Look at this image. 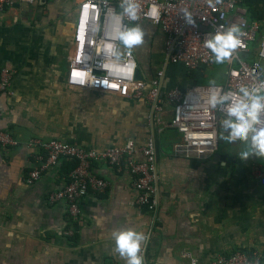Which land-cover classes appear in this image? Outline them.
Masks as SVG:
<instances>
[{"label": "crops", "instance_id": "crops-1", "mask_svg": "<svg viewBox=\"0 0 264 264\" xmlns=\"http://www.w3.org/2000/svg\"><path fill=\"white\" fill-rule=\"evenodd\" d=\"M79 1L36 0L0 11V70L15 72L13 95L0 94V129L19 139V146H0V264H125L110 237L114 229L128 227L150 233L148 264H189L190 256L198 264H213L217 256L239 250L264 252V184L252 174L253 164L264 160L255 155L242 160L243 141L219 140L217 151L204 159L176 155L173 144L181 134L171 126L172 106H165L162 123L152 119L151 103L144 99L68 88ZM241 4L264 31V0ZM138 24L144 39L131 50L149 81L163 66L158 55L164 37L157 27ZM195 84L185 67L169 65L167 88ZM64 114L67 122L60 119ZM153 134L160 204L152 227L151 215L137 204L128 168L117 173L104 163L95 165L110 185L104 194L82 200L74 237L65 234L66 205L47 201L67 182L69 163L48 169L33 185L26 182L37 163V151L26 144L31 138L103 149L130 139L144 144Z\"/></svg>", "mask_w": 264, "mask_h": 264}, {"label": "built area", "instance_id": "built-area-1", "mask_svg": "<svg viewBox=\"0 0 264 264\" xmlns=\"http://www.w3.org/2000/svg\"><path fill=\"white\" fill-rule=\"evenodd\" d=\"M36 0H0V11L20 4L32 5ZM242 0H139L140 15L136 21L127 18L117 20L107 15L112 9L119 11V0H80L75 15L72 51L66 75V85L71 90L92 92L105 96L144 99L151 103V117L163 123L165 106L173 107L171 126L180 134L173 144L176 155L208 158L219 147L220 124L224 119L223 107L210 108L205 103L209 86L192 85L185 88L175 85L167 88L169 65H181L189 72L200 74L212 69L217 63L204 45L212 33L236 26L241 45L226 61L227 73L224 83L218 86L222 93L238 92L240 87H251L264 80V31L258 21H251ZM157 6L155 22L145 13L151 5ZM189 14L191 22L185 18ZM148 23L163 34L164 66L149 81L136 78L139 69L135 53L125 50L118 40H111L110 33L117 24ZM111 41L120 49L119 61L104 50L103 43ZM75 71V74H74ZM15 72L8 68L0 70V94L13 95ZM143 76V75H142ZM85 83L81 84V81ZM93 81V82H89ZM147 86H149L148 89ZM2 112L0 111V119ZM37 151L36 166L29 172V185L39 181L45 171L61 162L73 163L68 180L63 187L47 196L49 204L64 203L67 211L65 234L74 237L76 224L82 215L81 202L89 194L101 195L110 183L98 175L95 165L104 163L117 173L128 168L133 176V187L138 192L137 204L151 215V227L157 220L160 204L158 181V140L151 135L146 143L135 139L123 145L103 149L85 148L60 139L45 140L34 137L26 142ZM0 146L9 149L19 146V139L8 130L0 129ZM252 174L264 184V164L255 163ZM142 248L143 264L147 262V243ZM198 264L190 256L189 264ZM213 264H264V252L239 250L217 256Z\"/></svg>", "mask_w": 264, "mask_h": 264}, {"label": "clouds", "instance_id": "clouds-1", "mask_svg": "<svg viewBox=\"0 0 264 264\" xmlns=\"http://www.w3.org/2000/svg\"><path fill=\"white\" fill-rule=\"evenodd\" d=\"M140 8L139 0H119L120 10L117 12L109 9L106 14L117 20L127 18L130 21H136L140 15ZM145 15L155 22L157 6L151 5ZM184 15L191 22L189 14L185 12ZM109 35L111 40H118L129 52L133 46L141 44L144 39V32L136 23H118ZM241 43L238 29L234 25L218 30L204 40L205 47L212 53L211 59L216 63L229 60ZM102 46L113 60L119 61L122 58L120 49L111 41L104 42ZM83 83L85 80L81 81V84ZM205 103L212 109L217 107L225 109L219 136L223 143L234 144L243 141L244 148L238 153L242 160L249 155H255L264 160V80H260L251 87H240L238 92L231 96L222 93L218 86L210 83ZM110 238L115 242L116 251L125 258V264H143L142 242L148 239L144 231L132 227L117 228L112 231Z\"/></svg>", "mask_w": 264, "mask_h": 264}, {"label": "rangeland", "instance_id": "rangeland-1", "mask_svg": "<svg viewBox=\"0 0 264 264\" xmlns=\"http://www.w3.org/2000/svg\"><path fill=\"white\" fill-rule=\"evenodd\" d=\"M158 57L157 58L160 60V63L164 66L163 62H166V61H164V58H162V57L160 58V55H158ZM150 62L152 63V61H150ZM168 69H169V67H168ZM227 69L228 68H227L226 63L223 66H220V65L216 64L212 69H208L205 73L199 74L200 78L198 79V85L209 86L210 83L212 85H219V84L224 83V81L226 79ZM76 92L77 93H81L80 91L79 92L76 91ZM54 113H55V111H54ZM49 116H50V119H51L52 117H55L57 115L50 114ZM60 116H61L60 119L63 122H65V121L67 122V119L64 118L65 114L64 115H60ZM114 119H116V117H114ZM220 135H221V131H220Z\"/></svg>", "mask_w": 264, "mask_h": 264}, {"label": "trees", "instance_id": "trees-1", "mask_svg": "<svg viewBox=\"0 0 264 264\" xmlns=\"http://www.w3.org/2000/svg\"><path fill=\"white\" fill-rule=\"evenodd\" d=\"M225 63H226V61L223 62V63H217V64L220 65V66H223ZM189 73H190V76L196 78L197 80L200 78V76H199L200 73H198L197 71L189 72ZM64 163H66V162H64ZM66 164H67V163H66ZM74 166H75V164H73V163H69V166H68V172H69V173H70V171L74 168Z\"/></svg>", "mask_w": 264, "mask_h": 264}, {"label": "water", "instance_id": "water-1", "mask_svg": "<svg viewBox=\"0 0 264 264\" xmlns=\"http://www.w3.org/2000/svg\"><path fill=\"white\" fill-rule=\"evenodd\" d=\"M136 78H137L138 80H142V79H143V76H142V73H141L140 69L137 70Z\"/></svg>", "mask_w": 264, "mask_h": 264}]
</instances>
